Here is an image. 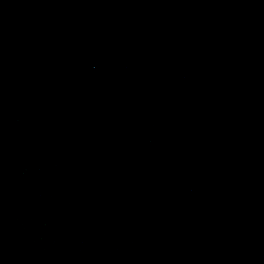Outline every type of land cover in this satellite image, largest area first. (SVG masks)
<instances>
[{
	"label": "water",
	"instance_id": "1",
	"mask_svg": "<svg viewBox=\"0 0 264 264\" xmlns=\"http://www.w3.org/2000/svg\"><path fill=\"white\" fill-rule=\"evenodd\" d=\"M0 264H264V0H0Z\"/></svg>",
	"mask_w": 264,
	"mask_h": 264
}]
</instances>
